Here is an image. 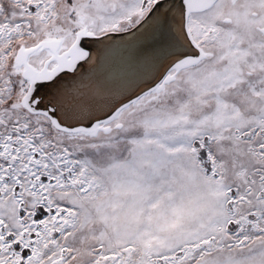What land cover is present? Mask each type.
<instances>
[{"label": "snow or ice", "instance_id": "obj_1", "mask_svg": "<svg viewBox=\"0 0 264 264\" xmlns=\"http://www.w3.org/2000/svg\"><path fill=\"white\" fill-rule=\"evenodd\" d=\"M0 264H264V0H0Z\"/></svg>", "mask_w": 264, "mask_h": 264}]
</instances>
